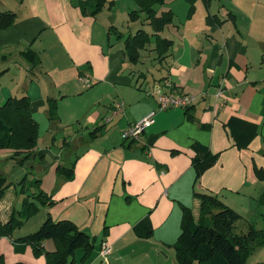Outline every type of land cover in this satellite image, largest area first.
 Masks as SVG:
<instances>
[{"label":"crops","instance_id":"1","mask_svg":"<svg viewBox=\"0 0 264 264\" xmlns=\"http://www.w3.org/2000/svg\"><path fill=\"white\" fill-rule=\"evenodd\" d=\"M81 1L0 0V10L16 14L11 26L0 29V89L1 73L11 66L23 72L21 79L17 73L19 88L6 90L0 104L8 97H29L38 123L33 155L44 158L49 151L39 145L42 137L48 136L52 145L57 140L53 133L58 121L48 118L47 98H55L62 111V98L71 100L95 84L90 97L98 95L76 116L82 120L79 129L68 131L59 125L67 131L62 146L78 152L72 160V179L56 174L61 164L55 158L51 164L43 161L40 187L54 202L41 206L12 237L35 231L49 214L55 221L73 222L93 239L86 255L84 248L75 251L73 264H177L173 245L181 232V205L189 207L196 219L199 200L194 192L216 194L239 210L235 205L249 206L246 195L264 182L254 174V167L264 168V0H211L208 7L200 0L203 13L196 5L189 13L185 0H164L156 6L157 15L171 11L173 19L159 35L172 45L158 60L151 39L135 64L123 54L128 33L119 31L116 23L119 7L128 15L138 9L136 2L108 0L111 6L105 4L92 17L82 15ZM208 13L220 23L208 24ZM146 31L151 33L150 27ZM28 48L40 58V66L33 70L21 53ZM152 67L159 69L158 77ZM80 78L89 80V86ZM78 84L86 88L79 89ZM157 85L166 92L192 95L188 114L194 121L187 120L184 108L157 111L140 140L123 139V130L157 109L153 92ZM116 101L123 102L124 110L106 123ZM231 116L257 126L245 149L235 147L224 127ZM196 141L218 153V159L195 184L191 144ZM2 151L12 155V150ZM8 189L0 200V223L20 209L24 197L15 187L10 194ZM238 213L248 221L245 210ZM145 217L152 235L140 238L133 227ZM13 238L0 237V263L47 264L44 254L35 256L31 245L17 246ZM103 241L111 247L107 257L100 254ZM42 247L48 252L56 248L52 239H45Z\"/></svg>","mask_w":264,"mask_h":264},{"label":"trees","instance_id":"2","mask_svg":"<svg viewBox=\"0 0 264 264\" xmlns=\"http://www.w3.org/2000/svg\"><path fill=\"white\" fill-rule=\"evenodd\" d=\"M134 1L138 9L128 13L129 20L131 22L139 20L140 14L143 13L151 33L144 29H137L134 33L126 34L123 37V54L129 63L135 64L139 62L141 51L145 50L153 39L152 51L155 52L156 59L161 60L171 47L172 40L161 37L159 32L171 23L173 13L166 11L157 15L156 6L162 5L164 0ZM185 1L189 4V13L193 12L197 0ZM202 1L208 7L211 0ZM107 3L111 6L112 1L83 0L79 3V7L82 15L94 17ZM215 16L208 13L206 16L207 23L219 21ZM232 16L231 13H228L229 18ZM15 18L14 12L0 10V29L11 26ZM21 53L32 70L40 66V58L34 50L28 48ZM81 73L80 69L79 74ZM46 102L49 120H59L56 99L49 97ZM189 108H184L187 114L186 118L189 121H194V117L188 114ZM224 127L232 138L235 147L239 150L247 148L257 134L255 124L236 116H231ZM97 130L90 134H94ZM37 140L38 123L32 117L29 97L21 95L6 98L0 104V152L4 149L12 150L10 158L19 157L17 162L23 165L33 156V149L37 145ZM191 149L193 151L191 166L194 170L196 184L201 175L216 163L218 153H211L207 147L197 141L191 144ZM73 168L74 162L70 163L69 166L57 165L55 172L63 179L70 180L73 177ZM254 174L258 180H264V168L254 167ZM18 185H20V194L24 195L20 209L11 211L8 220L0 223V237L13 238V232L20 228L28 218L36 214L41 206H49L54 202L41 189L40 178L28 179L24 175ZM10 186L11 184L7 183V177L0 173V200ZM194 195L199 200L196 219L189 207L181 205V232L173 245L177 264H245L247 256L257 246L264 245L263 229H257L249 224L244 233L234 232L235 223L242 217L223 203L216 194L194 192ZM133 229L140 238H148L152 235V227L148 217L139 221ZM45 239H52L55 242L54 251L44 250L42 242ZM92 240L84 230L79 229L73 222L65 219L55 221L49 214L35 231L22 237L13 238L17 246L31 245L35 256L44 254L47 264H73L75 251L78 248H84V255H86L92 247Z\"/></svg>","mask_w":264,"mask_h":264},{"label":"rangeland","instance_id":"3","mask_svg":"<svg viewBox=\"0 0 264 264\" xmlns=\"http://www.w3.org/2000/svg\"><path fill=\"white\" fill-rule=\"evenodd\" d=\"M217 0H212V3H216ZM129 2V1H128ZM135 3V2H134ZM121 5V2L119 3ZM136 5V3H135ZM200 11H204V4L198 0L195 4ZM137 7V6H136ZM131 10V9H130ZM126 11H123L122 8L119 7L117 11V23L116 26L119 28V31L125 32V33H134L137 29H144V30H149V25L143 24L145 22L144 14L141 15L139 20H136V23L132 24L131 22L128 21V15L126 14ZM197 17V16H196ZM112 35V40L115 38V34ZM155 54V52H154ZM154 56V55H153ZM151 66V64H150ZM159 69L152 67L153 75L154 77H158L159 74ZM20 74V79L22 78V70L18 66H11V68L4 72L1 73V89H0V96L1 99L5 98L4 94H6V90H12L14 92L15 89H18L20 85L16 83V81L19 80V75ZM11 75L13 76L14 79L11 78ZM152 74H148L147 81L151 83L153 81L152 79ZM80 83V82H79ZM97 84H95L93 87H95ZM79 89L80 88H86L85 86H80L78 84L77 86ZM91 87L88 90H84V96H82L83 93L81 94H76L73 95L71 100L66 99L64 100L62 98V106L63 110L60 111L59 107L57 108L59 120L58 122V129H55V132L53 133L55 137H57V140L52 141L54 145L51 144V141L48 140V136L42 137L40 139L39 145L45 150L49 149L48 152H46L45 159L43 157L39 158L36 155H33L30 157L23 165L19 164L17 160L20 158L17 157L16 159H11L9 157V154L7 152L2 151L0 155V173L4 174L7 177V183H10L11 186L9 187L10 189L15 187L16 192L18 195H20V185H18V182L21 180V178L26 175L28 179H31L33 177L38 178L40 177L39 175V170L40 166H44L43 161L47 162L46 164H51L53 158H55L56 161H58L61 165H69L70 162L75 158V153L77 152L76 149L70 150L67 149L66 147L62 146L63 143V138L67 137V131H71L74 129H79L80 124L82 123V120L79 119L76 116H80L81 112L89 107L94 98H97L98 95L92 94V98L90 97V91L92 90ZM36 91H38V88H35ZM20 94V93H19ZM77 98V99H76ZM76 99V100H75ZM96 100V99H95ZM108 102V100H107ZM73 104H77L75 108H72ZM102 107L103 105H106L105 101L101 102L100 104ZM66 127L65 131L60 127ZM43 130V125H41V131ZM8 150V149H5ZM78 153V152H77ZM42 169V168H41ZM260 181V180H259ZM264 181V180H263ZM10 189H8L9 194ZM30 192V191H29ZM246 197L250 198L249 202L251 204L247 206L245 203L243 207L239 205H235V207L239 210L235 211L239 212L242 210L248 213V221L244 222L243 220H239L235 223L234 226V232L236 233H244L247 230V226L249 224L253 225L257 229H263L264 230V182L259 185L258 188L254 190V193H249L246 195ZM20 205V204H19ZM20 208V207H19ZM40 210L42 208L40 207ZM234 210V209H233ZM246 223V224H245ZM245 264H264V245L263 246H257L248 256L246 259Z\"/></svg>","mask_w":264,"mask_h":264},{"label":"built area","instance_id":"4","mask_svg":"<svg viewBox=\"0 0 264 264\" xmlns=\"http://www.w3.org/2000/svg\"><path fill=\"white\" fill-rule=\"evenodd\" d=\"M86 86H89V80L79 79ZM153 92L157 100V109L151 110L142 119L130 124L122 131L121 136L125 140H140L145 130L154 122V116L157 111L168 110L171 108H186L194 102V97L190 94H185L179 91L166 92L161 86L157 85L153 88ZM124 110V104L121 101L113 102L109 116L105 119L106 123L111 122L115 117L121 114ZM110 245L103 241L100 247V254L107 257L110 254Z\"/></svg>","mask_w":264,"mask_h":264}]
</instances>
